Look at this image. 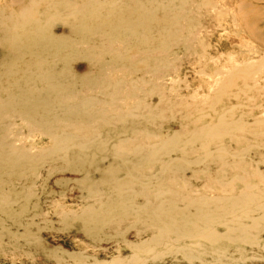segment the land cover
Listing matches in <instances>:
<instances>
[{"label": "rangeland", "instance_id": "obj_1", "mask_svg": "<svg viewBox=\"0 0 264 264\" xmlns=\"http://www.w3.org/2000/svg\"><path fill=\"white\" fill-rule=\"evenodd\" d=\"M8 102L0 264H264V0H0Z\"/></svg>", "mask_w": 264, "mask_h": 264}, {"label": "bare ground", "instance_id": "obj_2", "mask_svg": "<svg viewBox=\"0 0 264 264\" xmlns=\"http://www.w3.org/2000/svg\"><path fill=\"white\" fill-rule=\"evenodd\" d=\"M207 2L209 1V0H206ZM128 9H129V7H126V8H124V9H122V10H120L116 15H115V17H118V23H120V24H122L121 22L123 21V23H124V20H125V18H126V15H127V13H126V11H128ZM143 12H142V14H145L144 15V17L146 18V16L148 15V14H146V11H144V10H142ZM145 12V13H144ZM105 19H107L105 22H107L108 23V21H110L109 19H110V17H113V13L112 12H109L108 14H101ZM148 16H150V15H148ZM25 18L26 19H32L33 17H32V15L30 14V12L29 13H26L25 14ZM144 18V19H145ZM149 18V17H148ZM146 19V21L147 22H150L151 21V19ZM106 23V24H107ZM20 24V23H19ZM123 25V24H122ZM18 34V32H16L15 33V35H17ZM248 68V67H247ZM63 88V90H65V86H63L62 87ZM46 100H48V99H46V98H43L42 99V101L44 102V101H46ZM10 102H8L6 105H4L3 107H4V111L3 112H0V117L1 116H4V114L5 115H8V116H10V115H12L11 114V111L10 110H12V107H14V105L12 106V107H9V108H6V107H8L7 105L9 104ZM47 105H48V102L46 103V104H44V107L47 109ZM6 108V109H5ZM32 112V111H31ZM48 113V112H47ZM19 114L20 115H22V118L24 119V121L25 122H27L28 124H30V125H32V126H35V125H40L41 124V122H44L45 120H46V118L48 117V116H46V115H44V117H41L40 119H42V120H44V121H39V123H35L34 121H37L38 119H36L37 118V116L35 115V114H33V112H32V114H28V113H26V114H24L23 115V112H19ZM62 119V118H61ZM63 120V119H62ZM58 122H60L61 124H69L70 122L68 121V120H63V121H58ZM75 125L76 124H78V122H76V123H74ZM70 125V124H69ZM79 125V124H78ZM70 128L68 127V130H67V132H66V135H65V140H67V139H73L74 138V134L71 132V130H69ZM222 132H224V131H222ZM221 132V130L219 131V133H222ZM207 136L210 138V137H212V136H214V134H213V132H212V130L210 131V133L209 134H207ZM83 144V143H82ZM144 148V147H143ZM139 159V158H138ZM12 164L13 165H15V162H12ZM168 210H169V207L167 208ZM161 211H159L157 214H155L154 215V218H156V219H159L158 220V222L159 223H161V224H163L165 227H167L169 230H174V227H177L178 225H180L181 223H184V221H180V220H178V219H175V217H174V209H173V207H171V213H169L168 212V210L167 211H165L166 209H160ZM153 216L152 215H149L148 216V218H152ZM168 225V226H166V225ZM193 225H195L194 223H193ZM196 231V230H195ZM195 231H193V232H195Z\"/></svg>", "mask_w": 264, "mask_h": 264}]
</instances>
